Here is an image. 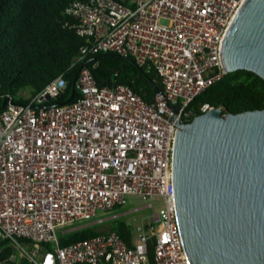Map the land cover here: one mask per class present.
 <instances>
[{
    "label": "built area",
    "instance_id": "1",
    "mask_svg": "<svg viewBox=\"0 0 264 264\" xmlns=\"http://www.w3.org/2000/svg\"><path fill=\"white\" fill-rule=\"evenodd\" d=\"M245 0H74L66 8L84 43L75 63L114 52L160 77L164 94L146 100L129 84L99 85L88 66L79 97L63 94L65 74L27 101L0 99V253L30 264H190L176 212L172 115L189 122L191 103L229 71L226 33ZM0 86V98L3 97ZM176 107L175 112L171 107ZM214 106H200L202 113ZM152 203L122 210L126 196ZM151 209L133 225L122 220ZM122 220L130 243L112 230ZM87 228L103 232L61 245ZM61 230V236L58 235ZM154 247L153 262L149 257Z\"/></svg>",
    "mask_w": 264,
    "mask_h": 264
},
{
    "label": "water",
    "instance_id": "2",
    "mask_svg": "<svg viewBox=\"0 0 264 264\" xmlns=\"http://www.w3.org/2000/svg\"><path fill=\"white\" fill-rule=\"evenodd\" d=\"M221 54L229 72L246 69L264 79V0H245ZM106 55L112 53L92 60ZM154 90L164 94L162 87ZM75 91L76 79L71 98ZM168 120L179 127L173 185L190 264H264V108L212 107L189 122Z\"/></svg>",
    "mask_w": 264,
    "mask_h": 264
},
{
    "label": "trees",
    "instance_id": "3",
    "mask_svg": "<svg viewBox=\"0 0 264 264\" xmlns=\"http://www.w3.org/2000/svg\"><path fill=\"white\" fill-rule=\"evenodd\" d=\"M74 0H0V86L3 97L8 95L27 101L22 92L30 95L40 92L49 82L61 74L68 80L63 94L54 104H65L79 97L76 89L71 98L72 86L79 69L84 65L101 86L129 84L136 92L150 101L155 95L154 85L162 87L160 77L145 66L139 69L125 57L112 55L88 56L75 63L84 43L83 37L71 26L66 8ZM120 1V0H119ZM102 54V53H101ZM99 55V54H98ZM208 103L220 107L223 112L239 113L264 108V79L253 71L239 69L228 72L222 79L208 87L191 103L195 116L202 114L200 106ZM127 243L132 235L131 227L122 220L113 223ZM103 232L97 228L76 231L61 238V245L83 240ZM10 248L0 253V264H30L24 257L9 259ZM149 257L153 262L154 247L150 244Z\"/></svg>",
    "mask_w": 264,
    "mask_h": 264
},
{
    "label": "rangeland",
    "instance_id": "4",
    "mask_svg": "<svg viewBox=\"0 0 264 264\" xmlns=\"http://www.w3.org/2000/svg\"><path fill=\"white\" fill-rule=\"evenodd\" d=\"M24 93L26 96L29 95L28 91H26ZM148 203H152L155 207V210H157V211L160 208L164 207V201L160 197H153V198H150L148 200H143L137 195L130 194V195L126 196V204L124 205L122 210H130V209H133L135 207H143ZM150 213H152L151 209H144V210H141L140 212L130 214L128 217H123L122 220L130 221V223H132L133 225H137L138 222L141 221L142 215H149ZM58 235L61 236V230H58Z\"/></svg>",
    "mask_w": 264,
    "mask_h": 264
}]
</instances>
